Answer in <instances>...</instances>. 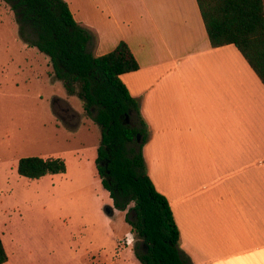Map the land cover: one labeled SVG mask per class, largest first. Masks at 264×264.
<instances>
[{
  "label": "crops",
  "instance_id": "0c3cea01",
  "mask_svg": "<svg viewBox=\"0 0 264 264\" xmlns=\"http://www.w3.org/2000/svg\"><path fill=\"white\" fill-rule=\"evenodd\" d=\"M66 1L96 33L94 55L126 41L139 62L121 78L192 264H264V83L244 55L211 46L197 0Z\"/></svg>",
  "mask_w": 264,
  "mask_h": 264
},
{
  "label": "rangeland",
  "instance_id": "374dc122",
  "mask_svg": "<svg viewBox=\"0 0 264 264\" xmlns=\"http://www.w3.org/2000/svg\"><path fill=\"white\" fill-rule=\"evenodd\" d=\"M52 70L0 0V225L11 263L142 264L133 251L136 238L122 243L131 232L125 218L133 203L115 208L98 174L102 129ZM67 107L78 112L74 118L62 110ZM27 156L60 157L67 170L22 176L18 163Z\"/></svg>",
  "mask_w": 264,
  "mask_h": 264
},
{
  "label": "trees",
  "instance_id": "16d2710c",
  "mask_svg": "<svg viewBox=\"0 0 264 264\" xmlns=\"http://www.w3.org/2000/svg\"><path fill=\"white\" fill-rule=\"evenodd\" d=\"M14 10L22 39L51 60V75L77 94L85 111L102 129L96 165L114 206L125 211L142 264H192L181 248L171 205L149 173L144 145L151 130L121 75L140 65L130 45L96 56L97 35L76 20L66 0H4ZM212 47L234 44L264 83V0H197ZM128 119V121H127ZM141 137V141L138 140ZM60 157L27 156L17 171L29 178L64 173ZM132 213H135L133 216ZM8 254L0 235V264Z\"/></svg>",
  "mask_w": 264,
  "mask_h": 264
},
{
  "label": "built area",
  "instance_id": "2783aa9c",
  "mask_svg": "<svg viewBox=\"0 0 264 264\" xmlns=\"http://www.w3.org/2000/svg\"><path fill=\"white\" fill-rule=\"evenodd\" d=\"M131 241V242H129ZM135 242V237L133 235V233L131 232H127L125 237L122 239V243L125 245V246H130L132 244H134Z\"/></svg>",
  "mask_w": 264,
  "mask_h": 264
},
{
  "label": "flooded vegetation",
  "instance_id": "af4514ba",
  "mask_svg": "<svg viewBox=\"0 0 264 264\" xmlns=\"http://www.w3.org/2000/svg\"><path fill=\"white\" fill-rule=\"evenodd\" d=\"M55 103H57V102H61V99H55V101H54ZM62 110H64L65 112H67L68 113V117H69V114L71 115L70 117V119H72V118H74L75 116H76V112L71 108V107H67V108H62ZM71 112V113H70ZM75 112V113H74ZM65 117V116H64Z\"/></svg>",
  "mask_w": 264,
  "mask_h": 264
},
{
  "label": "water",
  "instance_id": "95a60500",
  "mask_svg": "<svg viewBox=\"0 0 264 264\" xmlns=\"http://www.w3.org/2000/svg\"><path fill=\"white\" fill-rule=\"evenodd\" d=\"M64 118V117H63ZM64 120H65V118H64ZM127 121H128V119H127ZM138 140L140 141L141 140V137L140 136H138ZM107 213H110V209L108 208L107 209Z\"/></svg>",
  "mask_w": 264,
  "mask_h": 264
},
{
  "label": "clouds",
  "instance_id": "9594fccd",
  "mask_svg": "<svg viewBox=\"0 0 264 264\" xmlns=\"http://www.w3.org/2000/svg\"><path fill=\"white\" fill-rule=\"evenodd\" d=\"M129 242H131V241H129Z\"/></svg>",
  "mask_w": 264,
  "mask_h": 264
}]
</instances>
